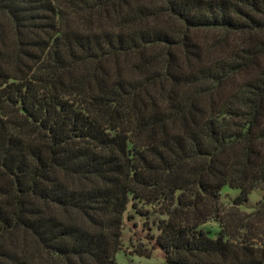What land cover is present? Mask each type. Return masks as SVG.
<instances>
[{
	"label": "trees",
	"instance_id": "trees-1",
	"mask_svg": "<svg viewBox=\"0 0 264 264\" xmlns=\"http://www.w3.org/2000/svg\"><path fill=\"white\" fill-rule=\"evenodd\" d=\"M128 204L166 262L264 264V0H0V264H115Z\"/></svg>",
	"mask_w": 264,
	"mask_h": 264
},
{
	"label": "rangeland",
	"instance_id": "rangeland-1",
	"mask_svg": "<svg viewBox=\"0 0 264 264\" xmlns=\"http://www.w3.org/2000/svg\"><path fill=\"white\" fill-rule=\"evenodd\" d=\"M239 195L238 189H232L229 186H223L219 192V202L222 210L227 211L233 206L235 198ZM263 198V190L254 188L247 196V200L237 206L238 211L251 213L257 207ZM143 209L147 210L149 215L141 216L134 212L130 204H128L126 212L133 217L124 220L121 231V246L115 254V264H174L166 262L159 249H152L151 244L147 241L148 233H157L154 225L151 231L146 227L158 218H162L154 211L151 205H143ZM146 221L148 223H146ZM149 224V225H148ZM204 231L210 236H215L219 232V223L217 220L211 219L202 225ZM143 250L149 251V257L141 256L138 253Z\"/></svg>",
	"mask_w": 264,
	"mask_h": 264
}]
</instances>
